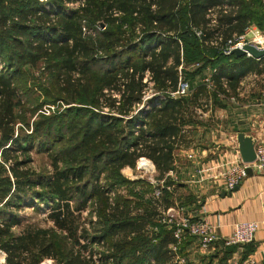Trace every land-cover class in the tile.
I'll use <instances>...</instances> for the list:
<instances>
[{"label": "trees", "instance_id": "obj_1", "mask_svg": "<svg viewBox=\"0 0 264 264\" xmlns=\"http://www.w3.org/2000/svg\"><path fill=\"white\" fill-rule=\"evenodd\" d=\"M72 3L79 5L68 8ZM7 4H0V155L10 163L8 174L0 176L5 264H178L190 237L173 252V228L162 222L167 188L175 185L168 173L175 170V152L191 145L188 128L198 125L196 110H206L202 100L210 98L213 107L224 108L220 96L237 94L243 76L257 69L251 58L223 55L220 49L235 43L255 22L264 30V0ZM40 62L53 84L50 99L76 104L84 119L79 128L73 124L67 129L72 143L66 147H60L63 115L45 118L48 111L41 105L31 112L45 116L47 140L36 142L15 129V110L27 94L23 68ZM202 65L212 70L213 90L198 84L187 97H173L179 78L193 82ZM146 72L155 95L143 101ZM42 121L35 125L36 134L44 129ZM52 125L58 128L56 139L48 134ZM36 148L50 160L48 175L32 172L29 160L10 159ZM139 158L150 160L165 185L142 209L126 199L113 200L114 184L99 181L108 169L134 167ZM41 204L52 226L13 232L22 221L18 212L27 206L38 211ZM88 209L85 223L81 215Z\"/></svg>", "mask_w": 264, "mask_h": 264}, {"label": "crops", "instance_id": "obj_2", "mask_svg": "<svg viewBox=\"0 0 264 264\" xmlns=\"http://www.w3.org/2000/svg\"><path fill=\"white\" fill-rule=\"evenodd\" d=\"M252 60L257 69L243 76L239 93L220 97L224 108L213 107L210 98L202 100L206 110L197 109L198 125L188 128L190 147L175 152V170L170 171V175H174L178 190L188 195L181 207L182 216L207 220L218 237L208 249L200 248L195 238H188L178 264H241L249 258L264 264V228L256 232L249 247L223 245V239L229 236L234 224L264 218V173L252 170V175L246 177L236 192L223 197L220 194L228 191L225 188L199 182L206 166L237 158L238 133L251 137L255 145L264 144V58ZM198 84H203L200 77L188 83L189 94ZM230 98L236 102H231ZM174 191L168 189V209L178 208L177 201L182 202V198H177L180 192L176 195Z\"/></svg>", "mask_w": 264, "mask_h": 264}, {"label": "rangeland", "instance_id": "obj_3", "mask_svg": "<svg viewBox=\"0 0 264 264\" xmlns=\"http://www.w3.org/2000/svg\"><path fill=\"white\" fill-rule=\"evenodd\" d=\"M7 1L8 0H0V4L9 7ZM27 1L31 2L33 0ZM37 1L41 3L43 7L45 6L44 4L46 3V0ZM78 5L79 3H72L68 4L67 7L71 9L77 7ZM247 28L257 30L260 34L264 35V30L257 26V22ZM43 67L44 62H40L34 68H30L28 66H25L23 68L24 74L21 78L22 82L25 83L24 86H26L27 88V94L22 95V107H19L15 110L17 116L15 129L18 134H26L35 138L36 142L47 140V138L44 137L46 130L45 128H47V126L44 125L42 121L45 116L41 117L38 116L39 113L31 112V109L33 107L35 108L36 105H41L40 109L44 108L43 110L48 111L45 114L49 117L45 118H50V116L57 117L58 114L63 115L62 119L64 124L62 127V131L60 132L61 136H63V141L60 144V147H66L71 140V137L66 132L67 129L73 126V124L77 125V127L79 128L84 119L81 117L82 114L77 112L78 109L76 108V104L64 105L55 98L50 99L49 94H54L55 92L53 89L52 81L49 78V73L44 72ZM193 67L196 68L197 66H190L188 70L191 72L194 69ZM202 67L203 71L200 74V80L210 77L212 72L211 68H209L208 66L202 65ZM201 76H204V78L202 77L203 79H201ZM151 91L153 92V89ZM40 121H42V127L44 129L40 127L38 134H36L34 130L35 125ZM57 130L58 128L56 127V125L50 126V129L48 130L49 136L56 139L58 136ZM10 159L29 160L30 163L27 165V168H29L32 172L45 175L51 173L50 160L48 156L45 153H41L37 148L31 150V152L25 157L21 155H10ZM146 161H148L150 165L148 163H145L144 161H140L139 158L135 162L134 167H124L117 172L115 170L111 171L110 169H108L103 175L100 176L99 181L101 184H114V195L111 197L113 200L114 198L119 200L126 199L132 204V206H134V208L142 209L148 201L154 200L156 197L160 196L163 188L165 187L164 182L163 180L157 179L158 174L150 160L146 159ZM8 164L10 163L5 162L0 155V176L8 174ZM168 176H171V182L174 183V175H170L169 172ZM168 189L169 191L175 190L174 192L176 193V195L178 194V192H180V195L177 196V198H182V202L179 203V201H177V206L182 207L183 201H185V198L188 197V195H186L187 193L179 191L176 184L170 188H167V192ZM45 209L46 206L44 204H41L39 206L40 211H36L30 206L24 207L18 212L22 220L21 224L20 226L13 228V232L20 233L30 226L38 228H50L52 225L46 219L47 211ZM158 211L162 213L161 208H159ZM89 212L90 210L88 209L87 212H84L81 215V220L85 223L89 221ZM180 216L174 215V220L177 219V217L179 218ZM1 253L0 264H5V257L3 255L4 253ZM41 264L54 263H52L51 260H44Z\"/></svg>", "mask_w": 264, "mask_h": 264}, {"label": "built area", "instance_id": "obj_4", "mask_svg": "<svg viewBox=\"0 0 264 264\" xmlns=\"http://www.w3.org/2000/svg\"><path fill=\"white\" fill-rule=\"evenodd\" d=\"M209 13L213 17L211 11H209ZM100 28L103 29V27ZM194 33L197 38H200L201 33L199 31H195ZM213 43L214 42L210 44L213 45ZM244 44H249L257 50H263L264 35L260 34L257 30L246 28L244 30V33L238 37L235 43H230L229 47L220 49V51L223 55H229L230 51L233 48H241ZM247 58L251 57L247 56ZM143 83L146 85L143 92V101H146L155 95L151 91L153 83L148 72L145 73ZM203 84L206 85L207 89H213V84L210 81V77L204 78ZM223 87H226L225 83L223 84ZM238 93L239 87L237 89V94ZM188 94V83L180 77L177 85V90L171 95L175 98H185L188 96ZM229 100L233 103L236 102L234 98H230ZM255 155L256 159L254 163L250 165L244 164L241 161L239 153H237V158L233 160H221V162L219 163L208 165L204 170L203 179L199 180V182L206 181L209 184L211 182L210 185L213 188L222 187L225 188V190H230L236 186L239 187L247 177L246 170L248 167H251L253 171L264 173V144L255 145ZM140 161H144L145 163L149 164V162L146 161L145 158H140ZM182 212L183 209L181 207L168 209L164 213V219L162 220V222H166L173 228V238L176 241L175 245L171 246L173 252H177L184 240H186V238L188 237L195 238L198 242V245L202 249H208L218 240V237L214 232V228L211 227L207 220L200 217H198L197 220H192L187 216H182ZM174 215L180 217H177V219L174 220ZM260 228H264V218L260 221H244L236 223L232 227V231L229 236L223 239V245L225 247H244L250 245L254 242L255 234ZM0 254L2 253L0 252ZM241 264H257V262L254 259L249 258L242 261Z\"/></svg>", "mask_w": 264, "mask_h": 264}, {"label": "water", "instance_id": "obj_5", "mask_svg": "<svg viewBox=\"0 0 264 264\" xmlns=\"http://www.w3.org/2000/svg\"><path fill=\"white\" fill-rule=\"evenodd\" d=\"M99 26L103 27L102 24H100ZM229 55H234L235 57H238V58L250 56L252 59L260 60L264 58V48L263 50H257L249 44H244L241 48H233L230 51ZM143 107L144 106L142 105L140 109H142ZM236 143H237V147H238L237 150L241 158V161L247 165L254 163L256 159L254 140L249 136H245L242 133H238L236 135ZM246 173H247V176L252 175V168L248 167L246 170ZM238 188L239 187L236 186L228 190L227 192L224 191L220 194V196L223 197L225 196V194H231L232 192H236Z\"/></svg>", "mask_w": 264, "mask_h": 264}, {"label": "bare ground", "instance_id": "obj_6", "mask_svg": "<svg viewBox=\"0 0 264 264\" xmlns=\"http://www.w3.org/2000/svg\"><path fill=\"white\" fill-rule=\"evenodd\" d=\"M0 261H1V258H0Z\"/></svg>", "mask_w": 264, "mask_h": 264}]
</instances>
